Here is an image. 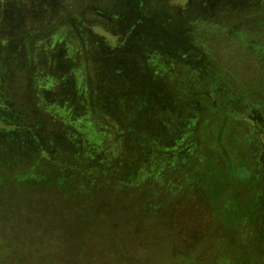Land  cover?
Instances as JSON below:
<instances>
[{
	"label": "rangeland",
	"instance_id": "1",
	"mask_svg": "<svg viewBox=\"0 0 264 264\" xmlns=\"http://www.w3.org/2000/svg\"><path fill=\"white\" fill-rule=\"evenodd\" d=\"M0 264H264V0H0Z\"/></svg>",
	"mask_w": 264,
	"mask_h": 264
},
{
	"label": "trees",
	"instance_id": "2",
	"mask_svg": "<svg viewBox=\"0 0 264 264\" xmlns=\"http://www.w3.org/2000/svg\"><path fill=\"white\" fill-rule=\"evenodd\" d=\"M249 92V91H248ZM248 94V93H247ZM210 104H212V103H210ZM211 107H213V109L216 107L215 105H210ZM215 106V107H214ZM243 166H245V165H243ZM245 171V167H243V172Z\"/></svg>",
	"mask_w": 264,
	"mask_h": 264
}]
</instances>
